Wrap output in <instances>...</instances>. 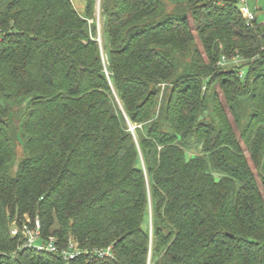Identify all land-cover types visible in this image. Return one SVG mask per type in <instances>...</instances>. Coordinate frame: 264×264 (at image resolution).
<instances>
[{
    "label": "trees",
    "instance_id": "trees-1",
    "mask_svg": "<svg viewBox=\"0 0 264 264\" xmlns=\"http://www.w3.org/2000/svg\"><path fill=\"white\" fill-rule=\"evenodd\" d=\"M96 20L0 0V264H264V28L237 0ZM36 220L57 252L11 235Z\"/></svg>",
    "mask_w": 264,
    "mask_h": 264
},
{
    "label": "built area",
    "instance_id": "built-area-1",
    "mask_svg": "<svg viewBox=\"0 0 264 264\" xmlns=\"http://www.w3.org/2000/svg\"><path fill=\"white\" fill-rule=\"evenodd\" d=\"M238 3L240 2L242 5L239 7V12L242 18L246 21V24H251L255 21V16L253 13L250 12L248 7L246 6V0H237ZM224 59L220 60V65L224 64ZM21 235L23 238L22 247L25 249H32L38 252L46 251L49 253H55L58 251V248L55 244V240L53 238H49L46 242L40 243V224L39 221L36 220L34 222V226L31 228L27 224H23L21 228L17 226H13L11 229V235L16 237ZM110 248L107 250H98L96 254L98 257L103 258L109 256ZM77 255L75 250V246L72 243L68 244L67 250L63 251L64 261L68 262L69 260L74 259Z\"/></svg>",
    "mask_w": 264,
    "mask_h": 264
},
{
    "label": "rangeland",
    "instance_id": "rangeland-1",
    "mask_svg": "<svg viewBox=\"0 0 264 264\" xmlns=\"http://www.w3.org/2000/svg\"><path fill=\"white\" fill-rule=\"evenodd\" d=\"M74 9L78 12V14L83 15L85 12L86 2L87 0H70ZM99 2L100 0H95V17L96 21H98V12H99ZM242 4L239 2L238 7H240ZM246 6L250 10L251 13L255 16V21L257 25H261L264 28V0H246ZM169 8L171 9L172 6L169 5ZM97 30L99 32V26L97 27ZM235 64H237L239 61L234 60ZM219 93V91H218ZM129 131L133 134L135 137L134 128L130 126ZM17 156H22V148L18 146L17 148ZM249 165L252 168V171L255 173L251 163L249 162ZM256 174V173H255ZM258 181V179H257Z\"/></svg>",
    "mask_w": 264,
    "mask_h": 264
}]
</instances>
